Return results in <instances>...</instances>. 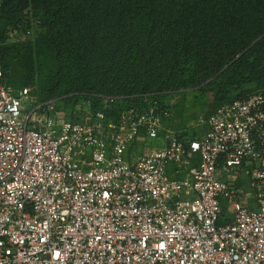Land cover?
<instances>
[{
  "label": "built area",
  "instance_id": "2783aa9c",
  "mask_svg": "<svg viewBox=\"0 0 264 264\" xmlns=\"http://www.w3.org/2000/svg\"><path fill=\"white\" fill-rule=\"evenodd\" d=\"M0 61V264H264V93L163 124L64 118ZM158 145L128 157L140 134Z\"/></svg>",
  "mask_w": 264,
  "mask_h": 264
},
{
  "label": "trees",
  "instance_id": "16d2710c",
  "mask_svg": "<svg viewBox=\"0 0 264 264\" xmlns=\"http://www.w3.org/2000/svg\"><path fill=\"white\" fill-rule=\"evenodd\" d=\"M0 61L41 100H110L112 121L153 106L164 123L165 98L190 89L212 113L264 93V0H0Z\"/></svg>",
  "mask_w": 264,
  "mask_h": 264
},
{
  "label": "rangeland",
  "instance_id": "374dc122",
  "mask_svg": "<svg viewBox=\"0 0 264 264\" xmlns=\"http://www.w3.org/2000/svg\"><path fill=\"white\" fill-rule=\"evenodd\" d=\"M37 29L33 26L28 30L26 36L28 38L35 37ZM20 39V36L16 32L7 33L8 42H16ZM18 79L16 71L12 68L9 70L10 84H14ZM13 86V85H12ZM13 87H18L17 85ZM33 90L37 89L36 86H30ZM246 89H251L252 86H245ZM235 94V92H233ZM37 95V94H36ZM169 108L170 115L163 124L170 128L177 129L180 134L195 136L201 135V128L197 125V120L204 117L210 112L207 109V102L201 97V95L195 90H187L182 94H177L165 98L164 100ZM54 109L57 113L64 118H83L90 113L89 105L83 99H78L75 103H63L56 100L54 103ZM158 145L157 140L147 139L142 133L137 137L136 141L129 147L128 157L135 156L141 153L143 150L149 147Z\"/></svg>",
  "mask_w": 264,
  "mask_h": 264
},
{
  "label": "crops",
  "instance_id": "0c3cea01",
  "mask_svg": "<svg viewBox=\"0 0 264 264\" xmlns=\"http://www.w3.org/2000/svg\"><path fill=\"white\" fill-rule=\"evenodd\" d=\"M246 86H252V85L249 84V85H246Z\"/></svg>",
  "mask_w": 264,
  "mask_h": 264
}]
</instances>
